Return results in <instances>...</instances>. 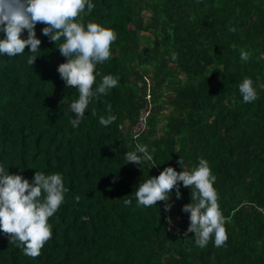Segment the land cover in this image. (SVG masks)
<instances>
[{"label":"trees","instance_id":"16d2710c","mask_svg":"<svg viewBox=\"0 0 264 264\" xmlns=\"http://www.w3.org/2000/svg\"><path fill=\"white\" fill-rule=\"evenodd\" d=\"M91 2L81 22L117 37L110 59L96 65L93 90L104 75L118 86L93 98L79 127L71 125L69 107L79 94L57 71L66 62L63 39L51 42L38 23L33 65L29 48L0 55V166L29 181L36 171L59 173L68 189L49 218L53 235L41 254L23 255L0 231V264H264V0ZM241 49L251 53L246 62ZM245 77L257 93L252 103L239 92ZM108 115L116 120L102 126L99 117ZM136 144L148 146L156 167L126 164ZM181 158L189 171L198 158L207 160L216 177L223 247L213 237L200 248L194 233L183 235L190 221L182 208L191 200L182 182L180 199L171 192L170 211L165 202L136 204L139 183L166 167L183 171Z\"/></svg>","mask_w":264,"mask_h":264},{"label":"clouds","instance_id":"9594fccd","mask_svg":"<svg viewBox=\"0 0 264 264\" xmlns=\"http://www.w3.org/2000/svg\"><path fill=\"white\" fill-rule=\"evenodd\" d=\"M95 5L91 0H0V55L9 58L25 53L29 48L31 55L27 63L31 66L38 58L41 41L36 38V25L43 24L42 34L51 42L63 39L58 47L66 62L58 66L60 78L68 88H75L78 99L70 103V112L75 118L71 125L79 127L85 117L89 103L105 95L107 90L118 86V79L112 75H104L101 82L93 90L96 83V65L111 57V45L116 40L114 30L102 27L95 22L85 26L81 14L87 9L91 13ZM27 31V38L22 33ZM230 31L235 32L232 28ZM250 52L240 51L241 61H248ZM172 60L178 59V53L171 54ZM244 103H252L257 99L253 81L245 77L238 85ZM264 88V84L260 85ZM62 102H66L65 98ZM61 102V103H62ZM111 107L109 106V112ZM92 115H96L95 109ZM116 120L114 115L100 116L99 123L107 127ZM155 151V149H153ZM125 161L140 166L147 161L156 167L153 156L147 145L136 144L134 150L125 153ZM198 166L189 170L183 167L181 158L178 163L183 171L177 172L173 167H166L158 176L141 181L134 193L137 206H156L157 202H165V211H170L168 203L172 190H176V198L180 199L179 183L190 189L191 202L182 208L189 214L190 224L183 234L194 233L197 247L204 248L214 237V246L223 247L228 239L225 228V217L219 204L218 194L214 188L216 177L212 175L209 163L198 158ZM115 182V181H113ZM68 189L64 186L63 177L59 173L45 175L36 171L29 181L19 174H9L0 166V231L9 240L17 244L22 254L37 258L45 243L52 238V226L49 218L57 212L64 201ZM77 203L80 197L76 196ZM125 206L132 200L124 197ZM170 224L171 220L168 218Z\"/></svg>","mask_w":264,"mask_h":264},{"label":"built area","instance_id":"2783aa9c","mask_svg":"<svg viewBox=\"0 0 264 264\" xmlns=\"http://www.w3.org/2000/svg\"><path fill=\"white\" fill-rule=\"evenodd\" d=\"M147 115H148V109L143 111L142 114L140 115L139 121L136 125V129H140V127H142L145 124V119Z\"/></svg>","mask_w":264,"mask_h":264}]
</instances>
